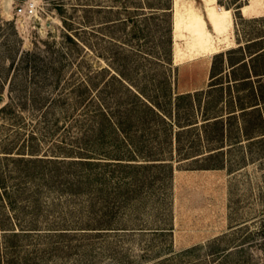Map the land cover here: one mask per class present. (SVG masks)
Listing matches in <instances>:
<instances>
[{
	"label": "trees",
	"instance_id": "16d2710c",
	"mask_svg": "<svg viewBox=\"0 0 264 264\" xmlns=\"http://www.w3.org/2000/svg\"><path fill=\"white\" fill-rule=\"evenodd\" d=\"M146 2L149 11L138 13L124 0L113 28L140 41L143 22L167 20L170 55L172 0ZM63 24L60 42L7 54L3 67L13 92L0 116L15 134L0 139V264H39L69 248L66 238L111 226L114 210L142 203L157 179L153 171L171 164L174 152L200 164L193 169H222L235 148L242 161L264 158V47L249 51L257 38L215 55L206 89L173 96L166 77L141 72L146 64L166 65V54L116 53L118 67L103 68L112 73L101 86L99 72L66 77L71 50L85 47Z\"/></svg>",
	"mask_w": 264,
	"mask_h": 264
},
{
	"label": "rangeland",
	"instance_id": "374dc122",
	"mask_svg": "<svg viewBox=\"0 0 264 264\" xmlns=\"http://www.w3.org/2000/svg\"><path fill=\"white\" fill-rule=\"evenodd\" d=\"M123 1L0 0V78L4 81L0 84V108L13 92L3 74L7 54L44 49L46 41L60 42L65 32L64 19L71 24L70 33L78 34L85 47L84 51L73 47V65L65 76L74 72L75 77L83 78L99 72L96 81L100 86L112 73L103 68H117L111 58L120 52L139 50L155 57L166 54V65L146 64L141 72H147V78L153 74L156 80L166 77L168 91L176 96L208 87L212 61L218 53L245 46L254 38L257 43L251 45L250 52L264 47V0H217L218 8L231 10L227 40L220 41L207 25L217 52L183 57H176L175 42L187 53L189 37L184 30V36L174 38L176 9L184 17L193 10L207 22L205 0H172L170 55L165 44L167 20L143 22L146 37L140 41L129 40V29L113 28L112 20L124 16L117 14ZM148 3L130 0L128 6L138 7V13H143L149 11ZM245 5L249 6L247 13L241 11ZM148 94L152 95V91ZM27 112L23 111L30 122ZM9 123L0 116V139L14 136V125ZM241 154L236 148L227 153V164L222 169H193L200 164L179 161L174 152L171 164L153 171L157 179L146 185L141 204L114 210L115 218L106 229L66 238L68 243L64 244L69 248L56 251L39 264H264V158L252 160L248 155L242 161ZM69 208L78 210L73 204ZM220 249L232 251L219 258L214 252Z\"/></svg>",
	"mask_w": 264,
	"mask_h": 264
},
{
	"label": "bare ground",
	"instance_id": "6f19581e",
	"mask_svg": "<svg viewBox=\"0 0 264 264\" xmlns=\"http://www.w3.org/2000/svg\"><path fill=\"white\" fill-rule=\"evenodd\" d=\"M217 0H205L206 13L205 18L207 22L203 21L202 17L193 10H189L187 16H183L182 13L176 9L175 21L173 26V35L175 39L184 36V30L188 33L189 51L184 53L180 50L175 42V55L181 57L182 55H197L200 52L210 54L217 52L216 46L212 42V34H216L220 41H226L228 38V30L232 24L231 10L218 8L216 5ZM249 6L245 5L241 7L243 13H247ZM207 25L211 27V32L207 28ZM175 41V40H174ZM205 55V54H204ZM183 57V56H182ZM188 58V57H187ZM190 58V57H189Z\"/></svg>",
	"mask_w": 264,
	"mask_h": 264
}]
</instances>
